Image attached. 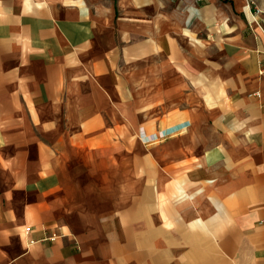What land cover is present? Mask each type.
I'll return each instance as SVG.
<instances>
[{"label": "crops", "instance_id": "obj_1", "mask_svg": "<svg viewBox=\"0 0 264 264\" xmlns=\"http://www.w3.org/2000/svg\"><path fill=\"white\" fill-rule=\"evenodd\" d=\"M0 264H264V0H0Z\"/></svg>", "mask_w": 264, "mask_h": 264}, {"label": "built area", "instance_id": "obj_2", "mask_svg": "<svg viewBox=\"0 0 264 264\" xmlns=\"http://www.w3.org/2000/svg\"><path fill=\"white\" fill-rule=\"evenodd\" d=\"M168 130H162V131H159L158 133L154 134V139H157V138H162V137H165L167 134H168ZM140 137L141 139L143 140H148L150 139L148 135H145V133L142 131H140ZM29 231V227H26L25 228V232H28ZM49 239L53 240L55 238V236H51V237H48ZM32 242V240L30 239V243Z\"/></svg>", "mask_w": 264, "mask_h": 264}, {"label": "rangeland", "instance_id": "obj_3", "mask_svg": "<svg viewBox=\"0 0 264 264\" xmlns=\"http://www.w3.org/2000/svg\"><path fill=\"white\" fill-rule=\"evenodd\" d=\"M142 140H143V139H142ZM149 140H150V139H148V140H143V141H145V142H146V141H149Z\"/></svg>", "mask_w": 264, "mask_h": 264}]
</instances>
